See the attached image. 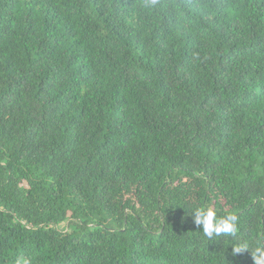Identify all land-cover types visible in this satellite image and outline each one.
I'll use <instances>...</instances> for the list:
<instances>
[{
  "label": "trees",
  "instance_id": "trees-1",
  "mask_svg": "<svg viewBox=\"0 0 264 264\" xmlns=\"http://www.w3.org/2000/svg\"><path fill=\"white\" fill-rule=\"evenodd\" d=\"M261 239L264 0H0V264H254L232 247Z\"/></svg>",
  "mask_w": 264,
  "mask_h": 264
},
{
  "label": "clouds",
  "instance_id": "clouds-1",
  "mask_svg": "<svg viewBox=\"0 0 264 264\" xmlns=\"http://www.w3.org/2000/svg\"><path fill=\"white\" fill-rule=\"evenodd\" d=\"M192 216L194 223L202 228V234L210 240L216 236H234L239 231V218L235 213L218 216L213 207L202 205L194 210ZM232 249L234 255L250 251L254 264H264V239H261L254 249L247 243L235 245Z\"/></svg>",
  "mask_w": 264,
  "mask_h": 264
},
{
  "label": "rangeland",
  "instance_id": "rangeland-1",
  "mask_svg": "<svg viewBox=\"0 0 264 264\" xmlns=\"http://www.w3.org/2000/svg\"><path fill=\"white\" fill-rule=\"evenodd\" d=\"M62 227H64V225Z\"/></svg>",
  "mask_w": 264,
  "mask_h": 264
}]
</instances>
